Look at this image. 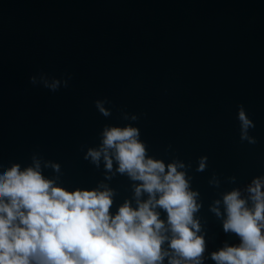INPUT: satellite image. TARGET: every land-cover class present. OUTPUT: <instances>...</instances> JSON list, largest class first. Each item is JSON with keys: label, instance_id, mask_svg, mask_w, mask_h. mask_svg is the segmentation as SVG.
<instances>
[{"label": "water", "instance_id": "95a60500", "mask_svg": "<svg viewBox=\"0 0 264 264\" xmlns=\"http://www.w3.org/2000/svg\"><path fill=\"white\" fill-rule=\"evenodd\" d=\"M54 79L56 91L45 87ZM103 98L108 117L95 107ZM240 104L255 143L240 139ZM127 123L148 155L192 164L202 264H216L210 254L239 237L211 206L223 213L224 193L247 197L264 173V0H0V166L39 153L61 164L45 174L66 188L102 182L114 190L113 213L125 200L135 207L139 181L115 161L105 176L102 158L100 168L83 158L105 124Z\"/></svg>", "mask_w": 264, "mask_h": 264}, {"label": "clouds", "instance_id": "9594fccd", "mask_svg": "<svg viewBox=\"0 0 264 264\" xmlns=\"http://www.w3.org/2000/svg\"><path fill=\"white\" fill-rule=\"evenodd\" d=\"M59 84L54 79L45 87L56 91ZM94 103L103 116L111 115L107 98ZM237 119L241 141L255 143L248 134L255 123L243 104ZM99 137L83 158L96 168L102 158L105 176L115 161L117 172L139 181L136 206L125 200L113 213L114 190L102 182L66 188L45 174L47 168L59 173L61 164L39 153L28 164L0 166V264H164L165 257L168 264H202L206 239L195 215L202 205L199 190L191 187L192 164L148 155L140 128L131 123L105 124ZM207 162V155L200 156L196 171ZM245 191L247 197L239 188L224 193L223 213L211 206L223 216V230L239 237L238 244L225 243L210 254L216 264H264V173L253 176ZM143 193L146 200L139 199Z\"/></svg>", "mask_w": 264, "mask_h": 264}]
</instances>
